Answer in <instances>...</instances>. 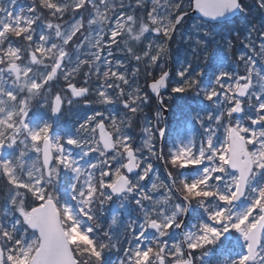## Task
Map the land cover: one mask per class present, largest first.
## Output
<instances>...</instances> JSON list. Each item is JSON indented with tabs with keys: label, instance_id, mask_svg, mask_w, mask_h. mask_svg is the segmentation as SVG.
Here are the masks:
<instances>
[{
	"label": "snow or ice",
	"instance_id": "6c2138e0",
	"mask_svg": "<svg viewBox=\"0 0 264 264\" xmlns=\"http://www.w3.org/2000/svg\"><path fill=\"white\" fill-rule=\"evenodd\" d=\"M0 264H264V0H0Z\"/></svg>",
	"mask_w": 264,
	"mask_h": 264
},
{
	"label": "trees",
	"instance_id": "16d2710c",
	"mask_svg": "<svg viewBox=\"0 0 264 264\" xmlns=\"http://www.w3.org/2000/svg\"><path fill=\"white\" fill-rule=\"evenodd\" d=\"M247 2H248V3H251L252 0H247ZM238 23H239V21H237L236 23H234L232 26L235 27L236 24H238ZM241 48H242V47L238 46L237 51H239ZM233 59H235V57H233ZM141 82H142V80H141ZM142 83H143V82H142Z\"/></svg>",
	"mask_w": 264,
	"mask_h": 264
},
{
	"label": "rangeland",
	"instance_id": "374dc122",
	"mask_svg": "<svg viewBox=\"0 0 264 264\" xmlns=\"http://www.w3.org/2000/svg\"><path fill=\"white\" fill-rule=\"evenodd\" d=\"M140 80H143V78H141ZM146 111H147V110H146ZM171 119L174 120L172 117H171ZM169 124H170V123H169ZM137 131H138V129H137ZM198 139H199V137H198ZM160 170H161V169H160ZM161 172H162V171H161Z\"/></svg>",
	"mask_w": 264,
	"mask_h": 264
},
{
	"label": "water",
	"instance_id": "95a60500",
	"mask_svg": "<svg viewBox=\"0 0 264 264\" xmlns=\"http://www.w3.org/2000/svg\"><path fill=\"white\" fill-rule=\"evenodd\" d=\"M193 15H196L195 13H193ZM168 114V112L167 113H165V115H167Z\"/></svg>",
	"mask_w": 264,
	"mask_h": 264
},
{
	"label": "bare ground",
	"instance_id": "6f19581e",
	"mask_svg": "<svg viewBox=\"0 0 264 264\" xmlns=\"http://www.w3.org/2000/svg\"><path fill=\"white\" fill-rule=\"evenodd\" d=\"M173 119H175V116H173Z\"/></svg>",
	"mask_w": 264,
	"mask_h": 264
},
{
	"label": "flooded vegetation",
	"instance_id": "af4514ba",
	"mask_svg": "<svg viewBox=\"0 0 264 264\" xmlns=\"http://www.w3.org/2000/svg\"><path fill=\"white\" fill-rule=\"evenodd\" d=\"M4 2H5V0H4ZM6 3V2H5Z\"/></svg>",
	"mask_w": 264,
	"mask_h": 264
}]
</instances>
